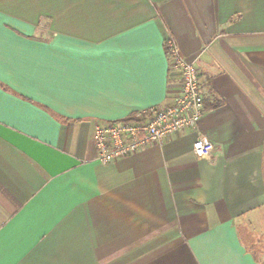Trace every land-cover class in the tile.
Here are the masks:
<instances>
[{
    "label": "crops",
    "instance_id": "obj_1",
    "mask_svg": "<svg viewBox=\"0 0 264 264\" xmlns=\"http://www.w3.org/2000/svg\"><path fill=\"white\" fill-rule=\"evenodd\" d=\"M167 39L198 128L99 162L97 123L179 94ZM0 264H264V0H0Z\"/></svg>",
    "mask_w": 264,
    "mask_h": 264
},
{
    "label": "built area",
    "instance_id": "obj_2",
    "mask_svg": "<svg viewBox=\"0 0 264 264\" xmlns=\"http://www.w3.org/2000/svg\"><path fill=\"white\" fill-rule=\"evenodd\" d=\"M165 46L170 66L181 73L179 94L170 104L142 110L121 120L97 123L94 140L99 162L107 164L126 158L180 130L198 128L206 110V90L200 71L181 53L176 41L167 39ZM215 148L213 141L200 133L194 152L199 159H207Z\"/></svg>",
    "mask_w": 264,
    "mask_h": 264
}]
</instances>
